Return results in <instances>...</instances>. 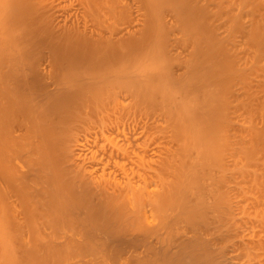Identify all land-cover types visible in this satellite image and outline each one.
Returning a JSON list of instances; mask_svg holds the SVG:
<instances>
[{"label":"bare ground","instance_id":"6f19581e","mask_svg":"<svg viewBox=\"0 0 264 264\" xmlns=\"http://www.w3.org/2000/svg\"><path fill=\"white\" fill-rule=\"evenodd\" d=\"M85 1L89 4L92 2L99 3V0ZM103 1L108 3V0ZM114 1L115 4H117L116 6L119 5L122 7L123 10H121V12L129 13V11L135 7V9H137V15L140 18H137L138 16L136 17L138 23L133 26L130 22V24L124 28L121 29L120 27V30L118 29L119 31L111 27L110 30L113 31L106 33V29L110 27L103 29V31L101 28L99 29V27L93 28L94 26L90 27V25H86L84 21V24H80V21L76 22L78 21L76 19L78 6L75 7L73 6L74 4H72V6H64V10L66 11H62V14H64L60 18V15L59 17H55V14L50 11L51 4L48 6V2L43 5L39 0H0V264H227V261L224 262L226 259V246L224 245V241L230 236L228 233L229 228L228 226L222 227L223 225H219V221L208 219L211 215V211V216L218 215V212L221 214L219 205L222 204L224 206L223 203L225 202L223 200L220 202V199L227 193L224 189L221 190L225 186L221 182L223 175L221 178L220 175L218 176V179L220 178L219 182V180H216V176H212L214 174L212 173L210 179L212 180L214 178L215 180L213 179V182H211L208 177L210 173H206L207 170H205L207 168L205 167L207 166L205 162L212 154L210 150V146L214 145L212 142H219L221 140L220 138L218 141L219 137L216 138L217 140L213 138L218 136L214 134H212L214 135L212 138H209L210 136L208 137L207 131L210 132L211 130L212 132V130H214L208 127V121H206V127L196 123L202 129L201 131L200 128H197V125L196 128L192 126L189 129L190 125L188 124L189 126L185 128V124L183 123H188L186 119L189 116H186V119L183 116L185 122L181 119V125L184 126L185 129L190 130L188 132L181 128L183 132L185 130V133H188L186 134L187 136L184 134L186 138L182 137L183 139H187L188 135L190 138L192 136L191 133H193L192 130H195V137L198 138L199 136L198 139L196 138L197 141L193 139L192 136L190 138L191 141H189L191 145L189 143V146H187L188 143L186 142L183 144L184 140L181 145L182 148L177 149L178 151L184 149L186 152V149L190 150V157L189 155L188 157L185 155L186 158L184 156V159H181L180 156V159H177L183 163V166L185 163L186 166L188 165V168L184 167V169L186 168L188 171L186 170V173L184 172L183 175L186 176V174H190V176H186L185 180L182 179V182L175 183L176 181L178 182V180H176V176L173 177L171 175L173 172L171 171L172 166L169 163L172 164L174 157H176L174 154L176 151H173V155L170 152L171 154L167 156V159H170L168 160V165L166 164L167 166L160 167L161 161L165 159L162 165L167 162L166 157H163L164 159L160 157L161 161L156 160L159 166L154 164V167L153 164H151L154 160L151 162L149 159L151 164V166H149L151 169H159L156 170L158 174L154 171L156 176H159L160 172H162V174L164 173L163 178L161 176L162 174H160L161 180L159 179V181L163 179L165 183L162 181L164 184L160 182V185H158L159 181L158 184L157 182H155L156 184H149L142 179L145 178V180L148 181V177H143V175L151 170H144V166L148 164L145 163V160L150 158L152 154L155 156L156 153L157 155L159 145L158 147H152L144 143H137L138 137L141 138L143 136L142 134H137V131L140 129L138 126L135 129L136 134H131L129 132L131 134L130 137L135 139L131 140V138L128 137L126 139L128 142L124 141L127 142L126 146L118 145L119 143L117 144L115 142L116 144H111V148H106L107 150L104 151L106 155V158L104 157L106 165L102 166L101 164L102 174L98 175L99 168L95 166L96 162H94L95 165H92V163L90 165L89 162L85 163L83 161L85 159L79 162L78 160L81 158L75 157L77 154H74V148L71 143L73 141V129L71 130L69 127V125H73L71 123L69 124V121L75 113L79 115V113L82 112L81 106L86 109L84 105L88 106V104L90 105L93 102H98L100 105L110 103V106L112 103L114 104L112 105L114 106V112L116 102L124 99L128 100L127 98H132L135 95L139 96L138 94L140 92L134 91L135 89L131 88L132 84H136L137 90L139 87L140 90H143L141 86H139L141 85V81L142 83L143 81L149 82L150 79L155 82L156 80L162 81L161 78L163 77L166 79H163L166 87H164L166 93L164 97H176L177 100H180L179 102L185 99L190 100V102L187 100L188 103H185L187 101H184V103L186 105L190 104V107L195 106L194 110L196 113L198 114L200 112L201 115H203V118H201L200 115L197 116L199 117L198 119L202 121L207 119L210 120V117L216 118V115L220 114V112L221 117H223L222 114H224L227 109L223 110L225 107H221L234 101L237 106L235 111L238 109V111H240L239 113L238 111L237 113L235 112V115L239 114V116H236L237 119L242 116L244 112H248L246 113L247 115L249 114L246 116L247 118L245 117L246 119L242 116L243 118L234 121L237 122L236 124L238 125L241 123L244 124V126L246 125L247 129L246 126H235L236 124L234 123V128H230L229 133L234 130L235 132L233 133L237 135L241 134L243 131L244 136H242L243 134L241 136L245 138L246 135L244 131L246 130V137L251 138H248V141L246 140L247 138H245L246 145L250 141V144L253 146L258 140V143L264 146V0H112L113 4ZM66 2H68V0H66ZM68 4L70 3L68 2ZM119 6L118 9L120 8ZM164 11L169 19L164 15ZM132 12L131 10L130 13ZM140 12L141 14H139ZM88 14H90V12ZM73 17H75V21ZM132 20L134 19L132 18ZM165 21H167L169 25ZM154 22L156 28L152 27ZM151 27L154 28V32L156 33L153 34V29ZM149 30H151L152 34ZM162 30H166L168 33L180 30L184 35L193 40L191 41L193 42V48H191L192 45L188 48L183 45L186 39L183 40L182 38L180 40V38H175L176 40L179 39L178 42H180V44L183 42L181 47L185 46L186 48H184L190 49L191 52L186 50L188 52L185 54L186 60L179 55L180 61H176L179 65L177 70L174 69L175 65H173L174 67L171 66L173 63L169 65V61L171 60L166 62V57L164 59L165 61L163 60L161 62L160 60L159 62L161 57L159 59L157 57V61V59L155 60L156 55L153 57L149 55L150 53L148 56L146 54L147 52L143 53L145 52L144 49L148 48L147 45L150 46L154 44L157 37L163 35L159 34ZM170 35L171 34H169V37ZM176 40L174 42L172 40L173 44ZM169 42L170 44L172 43L171 40ZM178 42L175 43L176 47L184 50L178 46ZM225 42H227V44H225ZM145 45L147 47H144ZM162 46H164V48H162ZM162 46L159 48V42L157 45L155 42V46L149 48L153 51L158 50L159 54L162 51L166 52L165 48H167V46L165 47V44ZM148 51L150 50L148 49ZM187 55H190V58ZM147 57L148 61L145 62ZM152 57L154 59L153 62L149 60V58L152 59ZM143 59H145V61ZM161 63L164 64V66H162ZM247 65L249 68H245ZM251 71L253 73L255 72V76L258 74V77L256 76L257 79L254 76V84L251 82L253 80L252 76L251 80L247 79ZM217 77L220 80L217 79ZM137 79H139L138 82H140V84L137 83ZM212 79L218 80V82ZM134 80L136 82H134ZM236 80L244 82L247 86L244 83H242L244 86H242L241 83L236 85L235 83L238 82ZM128 83L132 84L128 87ZM214 83L215 85H213ZM135 84L133 85L134 87ZM146 86L148 87V85ZM153 88L154 86H151L149 89L151 90ZM156 91H159V89ZM160 91L162 92V90ZM141 94L142 93H140V95ZM145 96L147 95L145 94ZM154 96H157V94ZM219 98L220 101H223H218ZM171 100L174 99L172 98ZM126 102L124 103L126 104ZM134 102L136 103V101ZM144 102L143 100V104ZM194 102L196 105L193 106ZM173 103H175V101ZM221 104L223 105L221 106ZM94 106L100 109V106ZM98 108L97 110H99ZM122 108H124V106ZM227 108H229V106ZM104 109L106 110V108ZM199 109H202V111H199ZM119 110H121V108ZM100 111L102 112V108ZM223 111L225 112L222 113ZM175 114L178 113L176 112ZM187 114H189L188 111ZM99 115L101 116L100 112ZM99 115H97V117ZM85 116H88V114ZM100 116L98 119L99 122H101L102 118H100ZM109 116L112 115L110 114ZM79 117L80 115L77 119ZM88 117L89 119L92 118L90 116ZM107 117L108 116H106L105 119H107ZM225 117L227 118L229 116L224 115V118ZM243 120H245V122H242ZM102 121L103 123L106 122L105 120ZM179 121L178 123H181ZM212 121H214V119H212ZM212 121L210 120L211 123ZM103 123L102 125L105 126ZM245 123H248V125ZM123 124V127H125L127 122ZM90 126L92 127L91 124ZM110 126L109 129L113 128L115 130L116 125L113 127ZM98 127L96 123V128ZM102 128L104 129V133L105 131L107 132V130H105L107 124L105 128ZM243 128H245V130H243ZM101 129L100 131L102 132ZM123 130L124 128L122 131ZM95 131L96 130H94V132ZM221 131H224V129ZM179 132L182 131L179 130ZM196 132L200 135L198 133L197 135ZM120 134L121 133L118 135ZM234 134L231 133V136H234V138H231V136L229 138L235 139L236 136ZM132 135L137 136L132 137ZM154 135L156 134L154 133ZM204 135L207 136L205 137ZM238 136L239 135H237L238 141H235L239 144L241 138H238ZM207 137L211 140L209 141ZM253 137L257 140L253 139ZM200 138L201 143L198 142ZM194 140L196 143L198 142L200 144L197 143V149L198 146L202 148L201 144L203 142V144L206 143V145L210 143L208 144V149L202 145L204 147L202 149H207L208 151L205 150L206 152H203L204 150L199 151L195 148L198 152L195 153L196 155L193 154L194 152L191 150L196 151L194 150V146H192ZM221 141L223 142V140ZM252 141H254V143ZM134 142L136 145H139L140 148L137 145L139 151L138 148L134 147L136 146L133 145L135 144ZM224 142L227 145V141ZM242 143L244 147H242ZM258 143H256L255 146L259 145ZM170 144L168 143V145ZM233 144H235L234 141ZM238 144L237 146H241L240 148L244 149V153H246L245 143L241 142V144ZM228 145L226 147L230 148ZM250 147H248L247 150H249ZM160 148H162V146H160ZM213 148L214 147H212V149ZM256 148L257 147L253 146V149L257 151L258 148ZM262 148L259 152L262 151ZM239 151L237 152L239 153ZM160 152L162 151L159 149L158 154ZM215 152L218 151L215 149L214 155ZM178 153L180 154V152ZM178 153L176 154L177 156L179 155ZM201 153H205V155H201ZM231 153L235 154L233 151ZM238 153L236 155H238ZM209 154L210 157H207ZM214 155H212V157ZM232 156L234 157V155ZM136 157H138L139 160ZM212 157L211 159L213 160L217 156L214 158ZM134 158L140 162L138 163L139 166L141 165V167L137 166L140 168V171L136 173L140 174L143 170L146 173H142L143 175L140 174V176H137L135 173L134 175H136V178H130L128 176L129 172L127 174L125 170L119 168L117 165L120 159L131 162L135 160ZM177 158H179V156ZM262 158L264 157H261V159ZM24 159L29 162L26 166L30 164L27 168L24 167L25 165L23 166L25 162H23ZM186 159H188L187 162ZM211 159H209L207 163H210L209 161ZM238 159L240 160V157ZM136 160L135 162L137 163ZM214 160L216 163V159ZM259 160L260 159H258V161ZM135 162H132V164H136ZM143 162L144 166L142 165ZM102 163H104V161ZM173 164V167H175L176 163L174 162ZM108 165H114L116 166L115 168L118 167L119 170L109 171L106 174L105 171ZM193 166H196V168ZM257 166L258 165H256V167ZM167 167L169 169L171 168V172ZM261 169L263 170L264 167H261L260 170ZM121 170H123V172H121ZM134 170L135 169H133V171ZM116 171L122 174L120 173L119 175ZM175 171L177 172V170ZM256 171L258 172V169ZM129 175L131 176V174ZM165 175L168 177L165 178ZM239 175L241 178V174H238V176ZM251 176L253 180L255 175L253 176L252 173ZM256 177V181L261 183V179L257 180L259 176L256 175ZM137 178L138 180L135 181L134 179ZM169 178L174 181H172L174 184L169 183L171 182ZM237 178L239 179V177ZM203 181L206 182L204 183ZM207 181L210 183H207ZM229 183H231V181ZM261 184L264 185V183ZM253 185H255V183ZM236 191L239 192L240 190L237 189ZM238 196L239 195H236L233 198L237 200ZM208 209L210 215H208ZM215 211L216 215L214 214ZM205 216L208 217L205 218ZM218 217H220V215H218ZM220 218L218 220L222 222L223 219L221 218V220ZM248 238L249 237H247L245 242L246 244H244L243 241L241 242L244 249L246 247L245 245L248 246L245 251L251 248L254 250L256 246H259V248L263 246L262 242L264 239L262 240L261 237V240L258 238V240H256L255 237V239L252 237L251 240H248ZM251 252L248 251L249 254H251ZM229 262L231 263V261ZM249 263L252 264V262ZM260 264H264V262L262 263L261 261Z\"/></svg>","mask_w":264,"mask_h":264},{"label":"rangeland","instance_id":"374dc122","mask_svg":"<svg viewBox=\"0 0 264 264\" xmlns=\"http://www.w3.org/2000/svg\"><path fill=\"white\" fill-rule=\"evenodd\" d=\"M49 1H50V3H49ZM53 1V0H52ZM51 0H39V2L41 3V4H43V5H45L47 2V5L49 6L50 4V11L52 12V13H54L55 14V17L56 16H58L59 17V15H60V18L62 17V15L64 14H62V11L65 9V7L64 6H66V5H71L72 6V4H74L73 6H78L77 8H78V11H76L77 12V14H76V19L78 20V21H76V22H79L80 24H82L83 23V21H84V23H86V25H90V27H93V28H98L99 27V29L101 28L102 30L103 29H105V28H108V27H110L109 29H106V33H109V31L110 32H112L113 30H110L111 29V27H112V29L114 28L115 30L117 29H119L120 30V27H121V29L122 28H124L125 26H127L128 24H130V22H131V24L134 26V25H136L138 22V20H136V17L138 16L137 14V12H136V10L137 9H135V7L134 8H132L131 10L133 11L132 13H130V11H129V13H126V12H121V10H123L122 9V7H120L119 5V7L121 8H119L120 9V11H119V9H118V6H116L117 4H115V1H114V4H113V2H112V0H108V3H106V1H103V0H99V3L98 2H92L91 4H89V3H87L85 0H68V2L70 3V4H68V2H66V0H61V1H59V0H54L53 2H52ZM64 1V2H63ZM81 1V2H80ZM103 1V2H102ZM60 2V3H59ZM86 2V3H85ZM112 2V3H111ZM53 3V4H52ZM97 3H98V5H97ZM106 3V4H105ZM117 3V2H116ZM76 4V5H75ZM81 4V5H80ZM84 4V5H83ZM89 4V5H88ZM102 4V5H101ZM105 4V5H104ZM114 6H113V5ZM99 5H101V6H99ZM107 5V6H106ZM139 5V4H138ZM85 8H84V7ZM92 6V7H91ZM80 7V8H79ZM91 7V8H90ZM102 7H104V8H102ZM85 9H86V11H85ZM90 9V10H89ZM117 9V10H116ZM135 9V10H134ZM82 10V11H81ZM92 10V11H91ZM103 10V11H102ZM64 11H66V10H64ZM84 11V12H83ZM51 12H49V13H51ZM90 12V14H88ZM117 12V13H116ZM167 12V11H166ZM56 13H57V15H56ZM109 13H111V14H109ZM126 13V14H125ZM86 14V15H85ZM114 14V15H113ZM128 14H129V16H128ZM139 14H141V12L139 13ZM168 14V13H167ZM164 15L165 16H167L166 18H168L169 19V17H168V15H166V13H165V11H164ZM133 16V17H132ZM164 16V17H165ZM82 17V18H81ZM135 17V18H134ZM141 17V16H140ZM59 18V19H60ZM132 18L134 19V20H132ZM137 18H139V16L137 17ZM75 19V17H73V20ZM140 19V18H139ZM60 20H62V19H60ZM88 22H87V21ZM136 20V21H135ZM167 20V19H166ZM75 21V20H74ZM82 21V22H81ZM134 21V22H133ZM169 21V20H168ZM168 25H169V23L167 22V21H165ZM83 23V24H84ZM93 23H95V24H93ZM93 24V25H92ZM98 25V26H97ZM100 25V26H99ZM97 26V27H96ZM152 27H154V28H156L155 27V22L152 24ZM151 27V28H152ZM154 28H152L153 29V34L154 33H156V32H154ZM151 29V30H152ZM115 30H114V32H115ZM116 30V31H117ZM118 30V31H119ZM151 30H149L150 31V33H151ZM104 31V30H103ZM159 32H161V31H159ZM163 32V33H162ZM162 32L161 33H159V34H163L162 36H158L157 37V39L155 40V42H156V45H157V43L159 42V48H160V46H162L163 44H165V47L167 46V48H165L166 49V52L164 53L163 51L161 52V53H159L158 54V50L156 51V50H152V49H150L149 47H151V48H153L154 46H155V42H154V44H151L150 46L149 45H147L148 46V48H145L144 49V51L145 52H143V53H146L147 54V56H148V54L149 55H151V56H155V60L157 59V57H158V59H159V62H160V60H161V62L165 59V57L167 58V60H166V62H168V60H171V61H169L170 63H169V65H171L172 63V65L171 66H173V65H175V67H174V69H176L177 70V68H178V62H176V61H180V59H179V55H180V57L181 58H186V55L185 54H187L188 52V50H189V52H190V49H188L189 48V46L191 47V45H192V47L191 48H193V42H191V41H193L192 39H190V38H188L186 35H184L180 30H177V31H173V32H171V33H168L166 30L165 31H163L162 30ZM165 32V33H164ZM152 34V33H151ZM169 34H171L170 35V37H169ZM181 36H180V35ZM179 35V36H178ZM164 37V38H163ZM170 38V39H169ZM175 38H180V40L183 38V40L184 39H186V41L184 42V44L183 45H185L186 47H188L187 49H185L184 47H181V45H182V43L180 44V42H178V40H176ZM159 39V40H158ZM164 39V40H163ZM176 40V42H178L179 44H178V46H180L182 49H184L185 50V52H184V50H181L179 47H176V45H175V43L173 44V42ZM188 39V40H187ZM161 40V41H160ZM166 40V41H165ZM171 40V42H172V40H173V42L170 44V41ZM186 42H187V45H186ZM189 42V43H188ZM163 43V44H162ZM161 44V45H160ZM168 44V45H167ZM225 44H227V42H225ZM144 46V47H147V46ZM154 45V46H153ZM173 45H175V46H173ZM169 46V47H168ZM176 47V48H175ZM162 48H164V46H162ZM168 48H169V50H168ZM147 49V50H146ZM148 49L150 50V51H148ZM171 49H172V51H171ZM180 49V50H179ZM179 50V51H178ZM187 50V51H186ZM153 51V53L152 54H154V55H152L151 54V52ZM169 51V52H168ZM176 52V53H175ZM179 52V53H178ZM172 53V54H171ZM183 53V54H182ZM191 53V52H190ZM159 55V56H158ZM146 56V55H145ZM164 56V57H163ZM170 56V57H169ZM187 56H189V58H190V55H187ZM153 57H152V59H150L149 58V60H151L152 62H153ZM188 58V57H187ZM158 59H157V61H158ZM177 59H179V60H177ZM183 59V60H184ZM194 59H196V58H194ZM144 61H145V59H143ZM186 60V59H185ZM148 61V57H147V60L145 61V62H147ZM165 61V60H164ZM182 61V60H181ZM158 62V63H159ZM176 62V63H175ZM155 63H156V61H155ZM154 64V63H153ZM157 64V63H156ZM160 64V63H159ZM164 64H165V62H164ZM164 64H162L161 63V65L162 66H164ZM151 65V64H150ZM160 65V66H161ZM168 65V64H167ZM177 65V66H176ZM154 66V65H153ZM250 66V65H249ZM152 67V66H151ZM244 67V66H243ZM150 68V67H149ZM162 68V67H161ZM245 68H249L248 67V65H247V67H245ZM252 72V71H251ZM251 72L249 73V77L247 78L248 80L250 79L251 80V76L253 77L252 79V83L254 84V82H255V79H254V76H255V72L253 73L252 72V74H251ZM259 73V72H258ZM219 75V74H218ZM256 76L258 77V74H256ZM256 76H255V78H256ZM219 78H220V76H219ZM218 77H217V79H219ZM162 79V81L161 80H156V82L155 81H153L152 79H150L149 80V82L148 81H143V83H142V81H141V85H139V86H141V89H143V90H140V87L138 88V90H137V88H136V84L134 83V82H136L137 81V83H139L140 84V82H138L139 81V79H137L136 81L134 80V82H132V83H134L135 84V87L133 86L134 84H132V87L131 88H134V89H132V90H134V91H137V92H140V93H142L141 95H140V93L138 94L139 96H137V95H135L134 97H132V98H127L128 100H126V99H124V100H121V101H118V102H116V104H115V113L113 112V110H114V106H112V105H114V104H112L111 103V106H110V103H104L103 105H100L98 102L96 103V102H93V103H95V104H93V103H91L90 105L88 104V106L87 105H84V106H86V109H84L83 108V106H81V109H79V110H81L82 112H80L79 113V115H80V117L77 119V117L79 116L78 115V113L76 114L75 113V115L74 116H77V117H72V121L70 122L69 121V124L71 123L73 126H70L69 125V127L71 128V130L73 131L72 132V139H73V141L71 142L72 143V146H73V148H74V154H77V156L75 155V157H80L79 159L80 160H78L79 162L81 161L82 162V160L83 159H85V160H83L85 163H88L89 162V164L91 165V163H92V165H95V163L94 162H96V165L95 166H98V168H99V173H98V175H101L102 174V166H104V165H106V160H105V158H106V155H105V152L104 151H106L108 148H111V144H118V145H121V146H126L127 145V142H128V140H126L128 137H130V135L131 134H136V128H137V126H138V128H140L138 131H137V134H142L141 136V138H139L138 137V141H137V143L138 142H140V143H144V144H146V145H150V146H152V147H158V145H159V149H160V151H162V152H160L159 154H158V152H159V149H157L158 150V152H157V155H156V153H155V156L152 154L151 156L152 157H155V158H152L151 156H150V158H147V160H145L146 162V164H147V166L145 165L144 166V162L142 163V165L144 166V170H146V171H148V170H151V171H148L147 172V174H145V175H143L144 173H146V172H144V170H143V172H140V174L141 175H143V177H145L146 176V178L148 179V181L147 180H145V178H142V179H144V181L145 182H147V183H149V184H152V183H154V184H156L155 182H157V184H158V181H159V179L161 180V177H160V174H162V172H160L159 173V176H156V174H158V173H156V170H159V169H156V170H153L154 168H152L151 169V164H153V167H154V164L157 166L159 163L158 162H156V160H160L161 161V158L160 157H162V159H164L165 157H166V160H167V162L164 164V165H162V163H164V160L163 161H161L160 163H161V166L160 167H162V166H165L169 161L168 160H170V159H167V156L169 155V154H171L172 153V155H173V153L176 151V153H174L175 154V156L176 157H174V156H172V155H170V156H172V157H174V160H173V162H172V164L175 162L176 163V165H175V167H173L174 166V164L172 165L171 163H169L171 166V171L173 172V174H171L173 177L174 176H176L175 178H176V180H178V182L176 181V180H174V178H172L174 181H176L175 183H179V182H182L183 180H185L186 179V176L188 177V176H190V174L188 175V174H186V176H184L183 174H184V172L186 173V168L184 169V167H187L188 168V165L186 166V163L184 164V166L182 165L183 163H181V161H178L177 159H180V156H181V159L183 158L184 159V156L186 155L187 157H188V155H189V157H190V150H188V149H186L187 150V152L189 153H187L184 149L183 150H177V149H179V148H182V143H183V141H184V143L183 144H185V142L186 143H188L187 144V146H189V143H190V145H191V142H189V141H191L190 140V138L193 136V139H195L196 141H197V139L199 138V136H198V138L197 137H195V134H194V132H195V130L193 131L192 129V132L193 133H191L192 134V136H191V134H190V138H189V135H188V137H187V139H183L182 137H185L186 138V134H188V133H185V130H187L188 132L190 131L189 129L193 126V128H194V126H195V128L198 126V124H202V125H204L205 127L208 125V127H210L211 129H214V130H212V132H211V130H210V132L209 131H207V133H208V137L209 138H212L214 135H218L217 137L215 136V137H213V138H218V141L220 140V138H221V140H223V142L221 141V143H220V141L219 142H212L214 145H211L210 146V150H211V152H212V154H211V157H212V155H214L213 153H214V151H215V149H216V151H218V152H215V155L212 157V158H214V157H216V158H214V159H216V163H215V160L213 161L212 159H211V157H210V154H209V156H207V157H210V158H208V160L209 159H211L209 162L210 163H207L208 162V160L207 159H205V160H207L206 162H205V165L207 164V166H205V167H207L205 170H207V172L206 173H210L209 174V181L211 180L210 179V175L212 174V173H214L212 176H216V180H219V182H220V178H221V176H222V183H223V185H225L221 190H223L224 189V191L225 192H227V193H225V192H223V193H225L226 195H227V198H226V195H224V197L222 198V199H220V202H222L221 200H223L225 203H223L224 204V206L221 204V205H219L220 206V213L221 214H219V212L217 213L218 215H220V217L223 219H221L220 217H218V215H216L215 213H216V211L214 212V214L217 216V218H216V216H211L212 215V211H211V215H210V211H209V209H208V212H209V214L208 215H210L209 217H208V219L209 220H212V221H219L220 222V224L219 225H223L222 227H227L228 226V233H229V235L230 236H228L229 238L227 239H225V241H224V245L226 246H224L225 247V252H226V256H225V260H224V262L225 261H227L226 263L227 264H251V263H249V262H252V264H260L261 263V261H262V263L264 262V185L263 184H261V183H264V176H263V171H264V169L261 171L260 170V168L261 167H264L263 166V162H264V158H262L261 159V157H264V153H263V149H264V146L261 144V143H258V140L257 139H255L254 137H253V139H255V140H257L256 141V143H258L259 145H257V146H255L256 145V143L253 145L254 147H263L262 148V151H260L259 152V150L261 149L260 147V149L258 148H256L257 149V151L255 150V149H253V146L250 144V141H249V145L247 144L246 145V140L248 141L249 139H251L250 137H246L247 136V132H246V130H245V128H243V130H245L244 132H245V138H247L246 140H245V138H243L242 136H244V133H243V131H242V129H241V127H240V129H241V131H242V133L241 134H237V135H239L238 136V138H241L240 140H241V142H244L245 143V151H247L246 153H244V149H241L240 147H238L237 146V135H235L233 132H235L234 130L231 132L232 134H234L236 137H235V139H231V138H234V136L232 137L231 136V133H229V131H230V128H234V123L236 124L237 122H235L234 120H236V121H238L239 120V118H245L246 116H248L246 113H248V112H244V114L242 115V116H240L238 119L236 118V116H239V114H236L235 115V112L237 113V111L239 110H237V111H235V109H236V103L234 102V101H232L231 103H228V104H226L225 106H222L223 104H221V108H223V107H225V108H223V110H226V112L225 111H223L222 113H224V114H222L223 115V117H221V112H220V114H218V115H216V118L215 117H210L211 119V121H212V119H214V121H212V123L210 122V120L209 119H207V120H205V121H202V120H200V119H198L199 117H197L198 115H200L201 116V118H203V115H201V113L199 112L198 114L196 113V111L194 110L195 109V106L194 105H196L195 104V102L193 103V106L194 107H190L189 105L190 104H185V103H188V101L190 102V100H188V99H185V100H181L182 102H179L180 100L178 99H176V97L174 98V97H167V98H165L164 96H166V93H165V89H164V87H165V82H163L164 80H166V79H164L163 77L161 78ZM164 79V80H163ZM216 79V78H215ZM257 79V78H256ZM153 81V83H152V81ZM212 80H214V79H212ZM220 80V79H219ZM247 80V81H248ZM133 81V80H132ZM215 82H218V80H214ZM236 81H238V80H236ZM254 81V82H253ZM249 82V81H248ZM146 83V84H145ZM148 83V84H147ZM238 83V84H237ZM237 83H235L236 85H239V83H241V85H242V83H244V82H237ZM131 84H129L128 83V87H129V85H131ZM162 84V85H161ZM234 84V85H235ZM245 84V83H244ZM142 85H143V87H142ZM146 85H148V87L146 86ZM211 85V84H210ZM213 85H215V83L213 84ZM213 85H211V86H213ZM246 85V84H245ZM152 86H154V88L153 89H149L150 87ZM157 86H158V88H157ZM242 86H244V85H242ZM247 86V85H246ZM255 86V85H254ZM147 88V89H145V88ZM130 88V89H131ZM166 88V87H165ZM255 88V87H254ZM157 89H159V91H156ZM148 90V91H147ZM160 90H162V92L160 91ZM157 92V93H156ZM157 94V96H154V95H156ZM160 93H161V95L162 94H164V95H162V97H161V95H160ZM145 94L147 95V96H145ZM151 94V95H150ZM159 95H160V98H159ZM221 95V94H220ZM154 96V97H153ZM148 97H149V99H148ZM163 97H164V100H163ZM136 98V99H135ZM162 98V99H161ZM174 99V100H171V99ZM131 99V100H130ZM139 99H140V101H139ZM146 99V100H145ZM148 99V100H147ZM136 101V103L134 102V101ZM143 100L145 101L144 102V104H143ZM188 100V101H187ZM126 101H128V102H126ZM133 101V102H132ZM165 101V102H164ZM168 101V102H167ZM175 101V103H173ZM177 101V102H176ZM184 101H187V102H185L184 103ZM218 101H220V98H219V100ZM223 100H221L220 102H222ZM124 102H126V104L124 103ZM122 103V104H121ZM134 103V104H133ZM219 103V102H218ZM99 104V105H98ZM126 106H125V105ZM129 104V105H128ZM185 104V105H184ZM225 104V103H224ZM92 105V106H91ZM94 105H97V106H100V109L99 110H97V108H95L96 106H94ZM121 105V106H120ZM127 105H128V107H127ZM191 105H192V102H191ZM102 106V107H101ZM124 106V108H122ZM138 106V107H137ZM176 106V107H175ZM180 106V107H179ZM186 106H187V109H186ZM220 106V105H219ZM218 106V107H219ZM229 106V108H227ZM94 107V108H93ZM112 107V108H111ZM121 108V110H119L120 108ZM126 107V108H125ZM231 107V108H230ZM101 108H102V112L100 111L101 110ZM104 108H106V110L104 109ZM135 108V109H134ZM177 108H179V109H177ZM188 108H190V109H188ZM197 108V107H196ZM198 108H199V106H198ZM197 108V109H198ZM239 108V107H238ZM243 108V107H242ZM145 109V110H144ZM245 109V108H244ZM87 110V111H86ZM103 110H105V111H103ZM108 110H110V111H108ZM127 110V111H126ZM135 110V111H134ZM202 111V109H199V111ZM243 110V109H242ZM85 111V112H84ZM89 111V112H88ZM112 111V112H111ZM149 111V112H148ZM160 111V112H159ZM181 111V112H180ZM187 111H188V113L189 114H187ZM194 111V112H193ZM228 111V112H227ZM232 111V112H231ZM246 111V110H245ZM99 112H100V114H101V116L99 115ZM108 112V113H107ZM120 112H121V114H120ZM123 112V113H122ZM178 113L179 114V116H178V114H175V113ZM184 112V113H183ZM191 112V113H190ZM197 112H198V110H197ZM240 111H238V113H239ZM242 112V111H241ZM93 113V114H92ZM95 113V114H94ZM102 113H103V116H102ZM112 115V116H109L110 114ZM126 113V114H125ZM134 113H135V115H134ZM180 113H181V115H180ZM205 113V112H204ZM204 113H202V114H204ZM228 113V114H227ZM88 114V116H90V117H92V118H90L89 119V117L88 116H85V115H87ZM92 114V115H91ZM105 114V115H104ZM106 114H108V115H106ZM115 116H114V115ZM119 114H120V116H119ZM139 114V115H138ZM184 114V115H183ZM227 114V115H226ZM95 115H96V117H95ZM97 115H99L100 116V118H101V122H99V116L97 117ZM224 115L225 116H229V117H225L224 118ZM233 115V116H232ZM106 116H108L107 117V119H105L106 118ZM126 116H128V117H126ZM177 116H178V118H177ZM181 116H182V118H181ZM183 116H184V118L186 117V116H189L186 120V122H188V123H183V124H185L184 126H185V128L186 127H188L189 125H190V127H189V129H185L184 128V126H182L181 124H182V120H183V122H185V119L183 118ZM211 116V115H210ZM220 116V117H219ZM83 117V118H82ZM87 117V118H86ZM144 118V120H143V118ZM197 117V118H196ZM85 118V119H84ZM104 118V119H103ZM116 118V119H115ZM220 118V119H219ZM236 118V119H235ZM247 118V117H246ZM245 118V119H246ZM249 118V117H248ZM89 119V120H88ZM95 120V122H94V120ZM133 119H134V121H133ZM171 119V120H170ZM179 119H180V121H179ZM182 119V120H181ZM194 119H196V120H194ZM198 119V120H197ZM215 119H217L218 120V122H217V120H215ZM224 119H225V122H224ZM232 119V120H231ZM81 120V121H80ZM84 120V121H83ZM91 120H92V122H91ZM97 120V121H96ZM102 120H105L106 122H104L103 123V121ZM114 120V121H113ZM131 120V121H130ZM141 120V121H140ZM222 120V121H221ZM227 120V121H226ZM248 120V119H247ZM246 120V121H247ZM110 121V122H109ZM125 121V122H124ZM170 121V122H169ZM178 121L179 122H181V123H178ZM195 121V122H194ZM206 121H208L207 122V125H206ZM220 121V122H219ZM233 121V122H232ZM241 121V120H240ZM85 122V123H84ZM88 122V123H87ZM99 122V123H98ZM113 123V125H112V123ZM115 122V123H114ZM127 122V125L125 124V127H128V125H129V127L128 128H125V127H123V123H126ZM128 122H129V124H128ZM134 122V123H133ZM175 122V123H174ZM210 122V123H209ZM223 122V123H222ZM226 122H228V123H226ZM242 122H245V120H243ZM79 123V124H78ZM96 123H97V127L98 128H96ZM102 123L103 124H105V126H103L102 125ZM119 123V124H118ZM133 123V124H132ZM141 123V124H140ZM177 123V124H176ZM196 123H198V124H196ZM205 123V124H204ZM215 123V124H214ZM227 125H226V124ZM233 123V124H232ZM238 123H240V122H238ZM248 123H250V122H248ZM248 123H245V124H247L248 125ZM82 124H84V125H82ZM90 124L92 125V127H94V128H92L91 126H90ZM106 124H107V128H105L106 127ZM123 124V125H122ZM189 124V125H188ZM193 124H195V125H193ZM87 125V126H86ZM95 125V126H94ZM114 126V125H116L115 126V130L113 129V128H110L109 129V126ZM197 125V126H196ZM220 127H219V126ZM229 125V126H228ZM242 126L243 125V127H245L244 126V124H236L235 126ZM79 126H80V128H79ZM83 126H86V127H83ZM104 127L105 128V130H107V132L105 131V133L103 132L104 131V129L102 128V127ZM110 126V127H111ZM140 126V127H139ZM159 126V127H158ZM178 126H181V127H178ZM203 126V127H204ZM231 126H233V127H231ZM174 127V128H173ZM223 127V128H222ZM86 128V129H85ZM102 128V129H101ZM124 128V132L122 131V129ZM134 128V129H133ZM143 130H142V129ZM181 128H183V129H185L184 130V132H183V130L181 129ZM197 128H200L199 126L197 127ZM209 128V129H210ZM249 128V127H248ZM93 129V130H92ZM100 129L102 130V132L100 131ZM113 129V130H112ZM118 129V130H117ZM129 129V130H128ZM132 129V130H131ZM175 129V130H174ZM203 129H205V128H203ZM217 129V130H216ZM224 129V131H221V130H223ZM246 129H247V126H246ZM88 130V131H87ZM94 130H96L95 132H94ZM121 130V131H120ZM127 130V131H126ZM133 130H135V131H133ZM179 130L180 131H182V132H179ZM200 130L202 131V129L200 128ZM206 130V129H205ZM228 130V131H227ZM249 130V129H248ZM90 131V132H89ZM98 131H99V133H98ZM117 133H115V132ZM120 131V132H119ZM140 131V132H139ZM240 131V132H241ZM101 132V133H100ZM131 134H130V133ZM139 132V133H138ZM145 132V133H144ZM199 132V131H198ZM198 132H196V134L198 133ZM222 134H221V133ZM224 132V133H223ZM95 133V134H94ZM97 133H98V135H97ZM103 133V134H102ZM119 133H121L120 135H118ZM154 133L156 134V135H154ZM160 133V134H159ZM204 133V132H203ZM76 134V135H75ZM83 134V135H82ZM146 136H145V135ZM150 134V135H149ZM175 134V135H174ZM182 134H183V136H182ZM184 134L186 135V136H184ZM194 134V135H193ZM199 134V133H198ZM197 134V135H198ZM205 134H206V132H205ZM210 134V135H209ZM212 134H214V135H212ZM221 135V137H220V135ZM224 134V135H223ZM228 134H230V135H228ZM243 134V135H242ZM74 135H75V137H74ZM82 135V136H81ZM92 138H90L89 136ZM102 135V136H101ZM104 135H106V136H104ZM154 135V136H153ZM165 135V136H164ZM171 135V136H170ZM177 135V136H176ZM181 137H180V136ZM196 135V136H197ZM200 135V134H199ZM212 135V136H211ZM228 137H227V136ZM242 135V136H241ZM252 135V134H251ZM81 138H80V137ZM86 136V137H85ZM108 136V137H107ZM116 136H117V138H116ZM122 136V137H121ZM133 136H137V135H132V137ZM157 136H158V138H157ZM162 136V137H161ZM167 136V137H166ZM205 136V135H204ZM204 136H201V137H204ZM207 136V135H206ZM205 136V137H206ZM227 138H226V137ZM231 136V138H229ZM248 136H250V135H248ZM254 136V135H253ZM78 139H77V138ZM126 137V138H125ZM149 137V138H148ZM169 137V138H168ZM175 137V138H174ZM195 137V138H194ZM208 137H207V139H208ZM223 137V138H222ZM75 138V139H74ZM88 138V139H87ZM121 138V139H120ZM131 138V137H130ZM168 138V139H167ZM182 138V139H181ZM197 138V139H196ZM230 140H229V139ZM249 138V139H248ZM257 138V137H256ZM77 139V140H76ZM115 139V140H114ZM133 139H135V138H131V140H133ZM143 139V140H142ZM152 139H154V140H152ZM173 139H175V140H173ZM192 139V140H193ZM207 139H206V141H207ZM215 139H213V140H215ZM226 139V140H225ZM259 139V138H258ZM102 140V141H101ZM105 140V141H104ZM169 140V141H168ZM181 140H182V142H181ZM195 140H194V143H192V146H194V150H196L197 149V145L199 144L198 142H200L201 143V138L198 140V144L195 142ZM209 140V139H208ZM211 140V139H210ZM209 140V141H210ZM217 140V139H216ZM235 140H237V141H235ZM240 140H239V142H240ZM245 140V141H244ZM91 141V142H90ZM95 141V142H94ZM119 141V142H118ZM124 141H127V142H124ZM147 141V142H146ZM156 141H157V143H156ZM161 141V142H160ZM166 141V142H165ZM224 141H227L226 143H227V145L228 144H230V142H231V144H233V141L235 142V144H233V145H228V146H230V148L229 147H226L227 145L225 144V142ZM74 142V143H73ZM99 142V143H98ZM112 142V143H111ZM116 142V143H115ZM158 142H159V144H158ZM180 142V143H179ZM193 142V141H192ZM208 142V141H207ZM241 142L239 143V144H241ZM253 143H254V141H252ZM101 143V144H100ZM123 143V144H122ZM135 143V142H134ZM168 143L170 144V143H172V144H170V145H168ZM195 143H196V145H195ZM204 143V142H203ZM201 144V147L202 148H204L203 146H205V148H207L208 149V144H210V143H208L207 145H206V143L205 144ZM218 143H220V144H218ZM74 144V145H73ZM86 144V145H85ZM90 144V145H89ZM92 144V145H91ZM103 144H105V145H103ZM152 144V145H151ZM155 144H157V145H155ZM167 144V145H166ZM238 144V145H239ZM262 146H261V145ZM81 145V146H80ZM133 145H136V143L135 144H133ZM138 145V144H137ZM137 145L136 146H134L135 148H138L139 147V145H138V147H137ZM172 145H174V146H172ZM178 145V146H177ZM200 145V144H199ZM203 145V146H202ZM219 145V146H218ZM242 145H243V143H242ZM250 145H251V147H250ZM84 146V147H83ZM110 146V147H109ZM113 146V145H112ZM141 146H145V145H141ZM160 146H162V148H160ZM169 146V147H168ZM178 148H177V147ZM250 147V149L249 150H247L248 149V147ZM79 147V148H78ZM95 147V148H94ZM101 147V148H100ZM173 147V148H172ZM175 147V148H174ZM212 147H214L213 149H212ZM219 147V148H218ZM235 147H236V149H235ZM238 147V148H237ZM242 147H244V145L242 146ZM75 148H76V150H75ZM107 148V149H106ZM140 148V147H139ZM139 148H138V151H139ZM193 148V147H192ZM196 148V149H195ZM202 148H200L199 146H198V149L197 150H204L203 152H206L205 150H207V149H202ZM217 148H218V150H217ZM235 150H234V149ZM79 149H81V150H79ZM91 149V150H90ZM94 149V150H93ZM101 149V150H100ZM103 149H105V150H103ZM190 149H191V147H190ZM220 149V150H219ZM238 149V150H237ZM241 149V150H240ZM85 150V151H84ZM141 150V149H140ZM193 151V150H191L192 152H194L193 154H195L196 152H198V151ZM213 150V151H212ZM233 152H235V154L233 153H231L232 151ZM240 150V151H239ZM252 150H254V151H252ZM102 151V152H101ZM169 151V152H168ZM174 151V152H173ZM186 153H185V152ZM201 151V152H202ZM208 151V150H207ZM230 151V152H229ZM237 151H239V153L237 152ZM249 151V152H248ZM92 152H93V154H92ZM171 152V153H170ZM178 152H180V154L178 153ZM182 152V153H181ZM211 152H209V153H211ZM73 153V152H72ZM81 153V154H80ZM90 153V154H89ZM94 153H95V155H94ZM139 153V152H138ZM151 153V152H150ZM164 153V154H163ZM179 154L178 156H179V158H177L178 156L176 155V154ZM185 153V154H184ZM230 153V154H229ZM238 153V155H236ZM248 153V154H247ZM99 154H100V156H99ZM140 154V153H139ZM192 154V153H191ZM202 154H204L205 155V153H201V155ZM217 154V155H216ZM246 154V155H245ZM150 155V154H149ZM183 155V156H182ZM196 155V154H195ZM232 155H234V157L232 156ZM236 155V156H235ZM242 155H244V156H242ZM86 156V157H85ZM157 156V157H156ZM186 156H185V158H186ZM200 156V155H199ZM219 156H221V157H219ZM248 156V157H247ZM261 156V157H260ZM84 157V158H83ZM102 157V158H101ZM105 157V158H104ZM164 157V158H163ZM172 157H170V158H172ZM206 157V158H207ZM235 157H237V158H235ZM240 157V160L238 159ZM87 158V159H86ZM101 158V159H100ZM136 158H138V157H136ZM136 158H134L135 160H136ZM201 158H205V157H201ZM218 158V159H217ZM233 158V159H232ZM235 158V159H234ZM248 158V159H247ZM250 158V159H249ZM260 159L259 161H258V159ZM149 159H150V161L152 162V160H154L151 164H150V161H149ZM173 159V158H172ZM172 159H171V161H172ZM243 159V160H242ZM99 160H100V162H99ZM135 160H133V161H131V162H129L128 160H122V159H120V161H119V164L117 165L119 168H121V169H123V170H125L126 171V173L128 174V172H129V174H131V176L128 174V176L130 177V178H136V175L137 176H140V174H138V173H136V172H139L140 170V168L139 167H141V165L139 166V164L138 163H140L138 160H139V158H138V160H136L137 161V163L135 162ZM187 160L188 159H186V162H187ZM242 160V161H241ZM262 160V161H261ZM25 161V162H24ZM27 160H23V166L24 167H28L30 164H28V166H26V164L27 163H29L28 161L26 162ZM87 161V162H86ZM104 161V163H102ZM122 161V162H121ZM127 161H128V163H127ZM200 161V160H199ZM258 161V162H257ZM83 162V163H84ZM121 162V163H120ZM125 162V163H124ZM132 162H135L136 164H132ZM202 162H203V160H202ZM219 162V163H218ZM255 162V163H254ZM100 163V164H99ZM236 163V164H235ZM252 163V164H251ZM262 164V166H261V164ZM99 164V165H98ZM101 164H102V166H101ZM121 164H123V165H121ZM128 164V165H127ZM132 164V165H131ZM203 164H204V162H203ZM234 164V165H233ZM240 164H242V165H240ZM246 164V165H245ZM254 164H255V166H254ZM259 164H260V166H259ZM86 165H88V164H86ZM120 165V166H119ZM125 165H126V167H125ZM150 165V166H149ZM168 165V164H167ZM166 165V166H167ZM179 165V166H178ZM198 165V164H197ZM200 165V164H199ZM198 165V166H199ZM209 165V166H208ZM214 165H215V167H214ZM256 165H258L257 167H256ZM110 165H108L107 167L108 168H106L107 170L105 171V173L107 174V172H109V171H115V170H119V168L117 167V168H115L116 166H114V165H111L110 167H109ZM113 166V167H112ZM122 166V167H121ZM134 166V167H133ZM137 166H139V167H137ZM142 166V167H143ZM159 166V165H158ZM178 168H177V167ZM201 166V165H200ZM204 166V165H203ZM228 166V167H227ZM231 166H232V168H231ZM124 167V168H123ZM149 167V168H148ZM169 167V166H168ZM167 167V169L170 171V169ZM194 167V166H193ZM248 167V168H247ZM260 167V168H259ZM95 168H97V167H95ZM97 168V169H98ZM110 168V169H109ZM114 168V169H113ZM146 168V169H145ZM156 168V167H155ZM158 168V167H157ZM194 168H196V166L194 167ZM197 168H200V167H197ZM133 169H135L134 171H133ZM137 169V170H136ZM165 169V168H164ZM174 169V170H173ZM181 169V170H180ZM184 169V170H183ZM201 169V168H200ZM214 169H215V171H216V173H215V171H214ZM218 169V170H217ZM225 169V170H224ZM241 169V170H240ZM258 169V172L256 171ZM123 170H121V172H123ZM161 170V169H160ZM175 170H177V172L175 171ZM197 170V169H196ZM199 170V169H198ZM202 170H204V169H202ZM212 170H213V172H212ZM243 170H245V171H243ZM101 171V172H100ZM153 171V172H152ZM154 171H155V173H154ZM162 171V170H161ZM166 172H168L167 170H165ZM170 171V172H171ZM180 171V172H179ZM188 171V170H187ZM223 171V172H222ZM247 171V172H246ZM117 172V174H119L120 175V173H118L119 171H116ZM158 172V171H157ZM164 172V171H163ZM165 172V173H166ZM199 172V171H198ZM202 172V171H201ZM204 172V171H203ZM239 172V173H238ZM245 172V173H244ZM255 172H257V173H255ZM136 173V175H134ZM143 173V174H142ZM152 173V174H151ZM237 173V174H236ZM247 173V174H246ZM252 173H253V176H254V179L252 180ZM263 173V174H262ZM122 174V173H121ZM124 174V173H123ZM164 174V173H163ZM163 174L161 175L162 176V178H163ZM169 174V173H168ZM167 174V175H168ZM177 174V175H176ZM230 174V175H229ZM231 174H233V175H231ZM238 174H241V178H240V175L238 176ZM171 175H168V176H171ZM183 177H181V176ZM220 175V178L218 179V176ZM228 175V176H227ZM256 175H258L259 177H258V179L257 180H259V179H261V183H259V181H256ZM262 175V176H261ZM123 176V175H122ZM167 176V177H168ZM207 176V175H206ZM205 176V177H206ZM235 176H237V177H239V179L237 178V177H235ZM248 176V177H247ZM261 176V177H260ZM150 177V178H149ZM166 177V175H165V178H167ZM200 177V176H199ZM203 177V176H202ZM230 177V178H229ZM243 177V178H242ZM256 177V178H255ZM263 177V178H262ZM171 178H169V179H171ZM194 178V177H193ZM196 178V177H195ZM212 178V177H211ZM223 178H224V182H223ZM250 178V179H249ZM168 179V180H169ZM170 180L171 182H169V183H172V184H174L173 182V180ZM183 179V180H182ZM201 179V178H200ZM206 179L208 180V178L206 177ZM214 179V178H213ZM212 179V180H213ZM228 179V180H227ZM235 179V180H234ZM237 179V180H236ZM242 179V180H241ZM135 181H137L138 180V178L137 179H134ZM180 180V181H179ZM203 180V179H202ZM211 180V182H213ZM215 180V179H214ZM227 180V181H226ZM244 180H246V181H244ZM248 180V181H247ZM162 181H163V179H162ZM159 181V184L158 185H160V182L162 183V184H164L165 183V181ZM173 181V182H172ZM209 181H207V183H210ZM231 181V183H229ZM252 181V182H251ZM167 182V181H166ZM197 182H198V180H197ZM204 183L206 182V181H203ZM203 182H201V183H203ZM218 182V181H217ZM227 182H228V184H227ZM247 182V183H246ZM252 183V185L255 183V185H251V183ZM240 183V184H239ZM234 184V185H233ZM258 184V185H257ZM200 185V184H199ZM220 185H222V184H220ZM236 185H238V186H236ZM243 185H245V186H243ZM248 185V186H247ZM259 185H260V187H259ZM226 186H227V188H226ZM231 186H233V187H231ZM257 186V187H256ZM234 187H235V189L237 190V189H239L240 191L238 192V191H236L235 189H234ZM253 187H255V188H253ZM220 188V187H219ZM259 188V189H258ZM261 188V189H260ZM232 189V190H231ZM234 189V190H233ZM245 189V190H244ZM233 191V192H231V191ZM247 190H248V192H247ZM230 193H229V192ZM245 191V192H244ZM237 194H236V193ZM244 192V193H243ZM250 192V193H249ZM229 193V194H228ZM234 193V194H233ZM253 193V194H252ZM243 194V195H242ZM249 194H251V195H249ZM233 195V196H232ZM236 195H239L238 197H237V200L236 199H234L233 197H235ZM241 196V197H240ZM229 197V198H228ZM233 199H232V198ZM256 198V199H255ZM250 199V200H249ZM239 200V201H238ZM256 200V201H255ZM242 201H243V203H242ZM262 201V202H261ZM228 202V203H227ZM237 202V203H236ZM231 203V204H230ZM234 203V204H233ZM236 203V204H235ZM220 204V203H219ZM238 204V205H237ZM233 205H234V207H233ZM249 205V206H248ZM255 205V206H254ZM263 205V206H262ZM219 206H217V207H219ZM230 206V207H229ZM232 206V207H231ZM239 206V207H238ZM257 206V207H256ZM221 207H223V208H221ZM251 207H253V208H251ZM243 208V209H242ZM218 209V208H217ZM216 209V210H217ZM234 209V210H233ZM242 209V210H241ZM247 209V210H246ZM249 209H251V210H249ZM253 209V210H252ZM229 212H228V211ZM236 210V211H235ZM255 210V211H254ZM217 211H219V210H217ZM263 211V212H262ZM241 213V214H240ZM247 213V214H246ZM204 214V213H203ZM230 214V215H229ZM202 215V214H201ZM205 215H206V213H205ZM236 217H235V216ZM252 215V216H251ZM254 215V216H253ZM228 216H229V218H228ZM262 216V217H261ZM206 216H205V218H207ZM215 217V218H214ZM221 219L222 220V222L220 221V220H218V219ZM217 219V220H216ZM224 219H226V220H224ZM233 219V220H232ZM253 219V220H252ZM256 219V220H255ZM229 220V221H228ZM225 221V222H224ZM235 221V222H234ZM243 221V222H242ZM228 222V223H227ZM250 224H249V223ZM230 223V224H229ZM243 223V224H242ZM225 224V225H224ZM243 225V226H242ZM252 225V226H251ZM255 225V226H254ZM260 225V226H259ZM239 226V227H238ZM241 226V227H240ZM233 228V229H232ZM248 228V229H247ZM237 231H236V230ZM233 230V231H232ZM255 230V231H254ZM242 231V232H241ZM233 232V233H232ZM236 234H235V233ZM241 232V233H240ZM232 234V235H231ZM246 235V236H245ZM245 236V237H244ZM251 236V237H250ZM232 237V238H231ZM240 237V238H239ZM247 237H249L248 238V240H251L252 239V237L254 238H256V240H261V238H262V240H263V242H262V245L263 246H260V248H259V246H256L255 248H254V250L251 248V249H248L247 251H245V249H246V247H248L247 245H245L246 247H245V249L243 248L244 246L241 244V242L243 241V243L244 244H246L245 242H246V240H247ZM261 237V238H260ZM233 238H235V239H233ZM239 238V239H238ZM246 238V239H245ZM254 238V239H255ZM258 238V239H257ZM232 244V245H231ZM239 246V247H238ZM243 246V247H242ZM238 247V248H237ZM263 247V248H262ZM232 249V250H231ZM263 249V250H262ZM248 251L249 252H251V251H253V252H251V254H249L248 253ZM249 254V255H248ZM252 256V257H251ZM246 257H248V258H246ZM251 257V258H250ZM231 258V259H230ZM246 260H245V259ZM252 258H254V259H252ZM249 260V261H248ZM253 260V261H252ZM229 261H231V263L229 262ZM259 261V262H258ZM223 262V263H224ZM245 262H247V263H245ZM7 264H9V263H7Z\"/></svg>","mask_w":264,"mask_h":264}]
</instances>
